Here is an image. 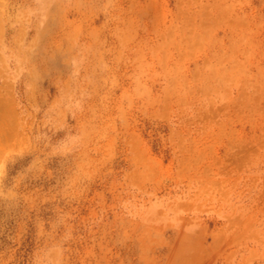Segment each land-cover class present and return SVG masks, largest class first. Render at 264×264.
<instances>
[{"label": "rangeland", "instance_id": "374dc122", "mask_svg": "<svg viewBox=\"0 0 264 264\" xmlns=\"http://www.w3.org/2000/svg\"><path fill=\"white\" fill-rule=\"evenodd\" d=\"M0 264H264V0H0Z\"/></svg>", "mask_w": 264, "mask_h": 264}]
</instances>
